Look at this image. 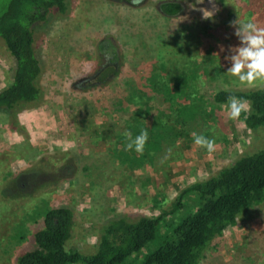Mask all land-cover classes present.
Masks as SVG:
<instances>
[{"label": "rangeland", "instance_id": "374dc122", "mask_svg": "<svg viewBox=\"0 0 264 264\" xmlns=\"http://www.w3.org/2000/svg\"><path fill=\"white\" fill-rule=\"evenodd\" d=\"M168 1L181 4L180 16L160 14L159 4ZM228 2L235 20L264 27V0ZM227 13L221 14L214 0H71L65 17L37 30L45 63L42 101L18 114L16 129L0 114V264H15L19 254L33 249V235L49 208L74 211L69 245L90 253L107 219L135 221L168 213L184 189L264 148V128L246 129L230 118L228 104L210 100L211 91L264 87V80L240 83L227 73L231 63L225 57L240 46L233 22L223 24ZM203 25L214 31L206 34ZM165 61L173 75L185 68L182 73L189 77L190 65L203 76L205 102L184 111L192 114H186L185 124H170L175 137H165L159 150L147 154L150 159L128 161L111 150L114 135L108 122L114 115L109 112L120 100L130 119L138 109L130 102L132 93ZM106 64L116 65L119 78L97 86L92 79ZM11 66L0 48V88L10 84ZM117 129L127 134L123 126ZM194 132L212 139L214 151L195 145ZM183 203L181 213L164 219L160 236L125 264H141L162 245L191 205L187 199ZM200 264H264V203L212 242Z\"/></svg>", "mask_w": 264, "mask_h": 264}, {"label": "trees", "instance_id": "16d2710c", "mask_svg": "<svg viewBox=\"0 0 264 264\" xmlns=\"http://www.w3.org/2000/svg\"><path fill=\"white\" fill-rule=\"evenodd\" d=\"M70 1L0 0V48L12 62L11 82L0 88V114L7 117L11 128L16 129L21 111L34 108L42 101L40 82L45 63L35 38L37 30L65 17ZM214 2L221 14L223 10L228 12L223 24L235 20L236 10L228 0ZM158 9L166 18L178 17L182 12L180 3L170 1L159 4ZM209 27L203 25V32L214 31ZM188 67L189 77L182 73L185 68L173 75L170 68L167 70L166 61L161 63L156 74L146 79L147 84L132 93L130 102L138 109L130 119H126L125 104L118 100L109 112H113L115 118L108 122L114 135L113 153H122L120 156L131 162L138 157L150 159L147 154L159 150L165 137L168 140L175 137L173 124H185L186 116L192 115L184 111L205 102L202 90L206 82L194 68ZM97 71L98 75L92 79L97 86L116 81L120 74L116 65L99 66ZM209 96L214 105L228 104L230 97L244 101L248 111H242L238 119L250 131L264 128V87L248 91H211ZM120 126L130 132L132 138L143 130L148 131L142 154L127 149L129 139L117 129ZM33 178L40 182L38 177ZM17 188L20 192L26 189L23 183ZM183 199L191 201L188 211L171 226L162 238V245L143 257L141 264H200L212 242L235 227L242 216L264 203V148L240 156L216 176L184 189L168 213L135 221L124 216L107 219L90 253L69 245L74 232V211L68 207L49 208L42 215V227L33 235V249L19 254L15 264H125L160 236L159 229L166 217L182 212Z\"/></svg>", "mask_w": 264, "mask_h": 264}, {"label": "clouds", "instance_id": "9594fccd", "mask_svg": "<svg viewBox=\"0 0 264 264\" xmlns=\"http://www.w3.org/2000/svg\"><path fill=\"white\" fill-rule=\"evenodd\" d=\"M138 2V0H134ZM207 16L211 13L205 12ZM206 16V15H205ZM235 27V35L240 40V46L235 48L230 57L231 67L228 74L235 77L240 83L252 84L257 80H264V27L259 26L253 20L242 21L239 18L233 21ZM223 51V49H221ZM231 119H238L244 110L245 102L230 97L227 105ZM194 143L197 146L205 148L209 153L214 151L215 143L212 139L204 135L193 133ZM129 142L128 150H134L136 153L142 154L148 141L149 133L147 130L141 131L132 138V134L127 133Z\"/></svg>", "mask_w": 264, "mask_h": 264}]
</instances>
